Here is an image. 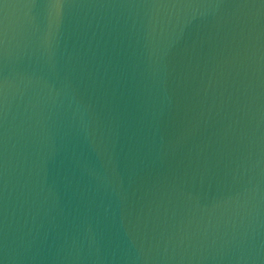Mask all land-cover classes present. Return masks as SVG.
<instances>
[{
    "label": "water",
    "instance_id": "water-1",
    "mask_svg": "<svg viewBox=\"0 0 264 264\" xmlns=\"http://www.w3.org/2000/svg\"><path fill=\"white\" fill-rule=\"evenodd\" d=\"M0 264H264V0H0Z\"/></svg>",
    "mask_w": 264,
    "mask_h": 264
}]
</instances>
